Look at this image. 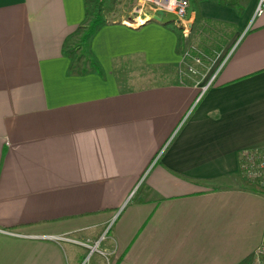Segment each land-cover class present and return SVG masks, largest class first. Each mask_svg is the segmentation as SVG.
<instances>
[{
    "label": "crops",
    "instance_id": "0c3cea01",
    "mask_svg": "<svg viewBox=\"0 0 264 264\" xmlns=\"http://www.w3.org/2000/svg\"><path fill=\"white\" fill-rule=\"evenodd\" d=\"M256 2L191 6L187 37L196 29L193 43L220 53L201 85L177 81L184 45L168 28L126 24L134 1L92 38L97 74L68 73L62 54L82 0H0V264H82L80 243L106 228L84 264L253 255L264 195L242 181L238 158L264 149Z\"/></svg>",
    "mask_w": 264,
    "mask_h": 264
},
{
    "label": "built area",
    "instance_id": "2783aa9c",
    "mask_svg": "<svg viewBox=\"0 0 264 264\" xmlns=\"http://www.w3.org/2000/svg\"><path fill=\"white\" fill-rule=\"evenodd\" d=\"M188 8L187 0H134L127 25H136L146 19L148 15H154L157 11L169 13L175 17L174 25L181 27L180 34L185 38L188 34L189 23L186 19ZM264 9V0H257L253 16H259ZM238 171L241 178L264 187V149L243 152L238 158ZM107 228L95 244L80 243L85 248L86 255L82 264L86 263L90 256L97 252V245L104 240ZM250 264H264V244L253 253Z\"/></svg>",
    "mask_w": 264,
    "mask_h": 264
},
{
    "label": "trees",
    "instance_id": "16d2710c",
    "mask_svg": "<svg viewBox=\"0 0 264 264\" xmlns=\"http://www.w3.org/2000/svg\"><path fill=\"white\" fill-rule=\"evenodd\" d=\"M188 3L191 4V6L197 5L199 1L202 0H187ZM218 2H221L223 4L232 5V0H216ZM115 0H82V6H83V18L80 24L73 30V32L65 38L62 46V54L68 59L69 61V71L74 68L73 61L77 59L76 52L74 49H68L67 43L72 38L78 36V43L77 45L83 49L88 56V68L95 71L97 74L101 73L100 67L96 63V61L91 56L89 46L92 38L94 35L105 25L108 24L106 14L109 12H112L114 10ZM199 16L198 14H195L193 22H199ZM166 28H168L176 37L177 44H182V36L180 34V30L173 24L168 23L164 25ZM81 35L79 36V34ZM84 69L80 71V73H83ZM246 185L250 186L255 192L260 193L264 195V187L256 186L254 183L242 180ZM264 236V233H263ZM264 244V239H263ZM253 255L250 254L243 260H241L237 264H250L252 261Z\"/></svg>",
    "mask_w": 264,
    "mask_h": 264
},
{
    "label": "rangeland",
    "instance_id": "374dc122",
    "mask_svg": "<svg viewBox=\"0 0 264 264\" xmlns=\"http://www.w3.org/2000/svg\"><path fill=\"white\" fill-rule=\"evenodd\" d=\"M134 0H115L114 10L112 12H109L106 14L109 15L110 13H115V16L123 12H127L131 4H133ZM243 1V0H241ZM192 37L183 38L182 37V43H183V58L177 67L175 71L177 72V75L179 74L177 81H183L186 78L192 79L196 84L204 85L207 79L211 76V74L216 70L217 66L220 63L217 61L219 57V52H216L215 54L211 51L205 50L204 47H206V44H202L201 42H194L193 43V37L195 36V33L197 32L196 29H193ZM81 33L79 34V36ZM78 36L72 38L67 43L68 49H74L76 52L77 59L73 61L74 66L78 69H85L88 67V56L84 54L82 48H80L78 43ZM203 47V48H202ZM217 64V66L215 65ZM216 66V68H215ZM244 180V179H242ZM223 183H229V182H223Z\"/></svg>",
    "mask_w": 264,
    "mask_h": 264
},
{
    "label": "water",
    "instance_id": "95a60500",
    "mask_svg": "<svg viewBox=\"0 0 264 264\" xmlns=\"http://www.w3.org/2000/svg\"><path fill=\"white\" fill-rule=\"evenodd\" d=\"M191 10H192L191 4L188 3V8H187V12H186V19L189 18ZM174 21H175V17L172 14L162 13L160 11H157L154 15H152L151 17L145 19L140 24H143L145 22H155V23H158L160 25H165V24H168V23H174ZM177 28L179 30L181 29V27H179V26Z\"/></svg>",
    "mask_w": 264,
    "mask_h": 264
},
{
    "label": "bare ground",
    "instance_id": "6f19581e",
    "mask_svg": "<svg viewBox=\"0 0 264 264\" xmlns=\"http://www.w3.org/2000/svg\"><path fill=\"white\" fill-rule=\"evenodd\" d=\"M141 23V22H140Z\"/></svg>",
    "mask_w": 264,
    "mask_h": 264
}]
</instances>
